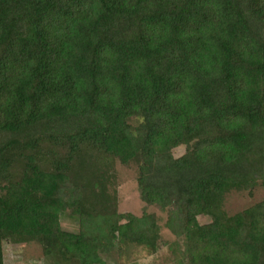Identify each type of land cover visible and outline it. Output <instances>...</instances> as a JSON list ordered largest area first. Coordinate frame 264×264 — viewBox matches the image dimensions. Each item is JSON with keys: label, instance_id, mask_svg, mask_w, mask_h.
Instances as JSON below:
<instances>
[{"label": "trees", "instance_id": "trees-1", "mask_svg": "<svg viewBox=\"0 0 264 264\" xmlns=\"http://www.w3.org/2000/svg\"><path fill=\"white\" fill-rule=\"evenodd\" d=\"M115 161L185 264H264V199L218 217L264 191V0H0V264L3 241L61 264L156 252L155 216L108 192Z\"/></svg>", "mask_w": 264, "mask_h": 264}, {"label": "rangeland", "instance_id": "rangeland-1", "mask_svg": "<svg viewBox=\"0 0 264 264\" xmlns=\"http://www.w3.org/2000/svg\"><path fill=\"white\" fill-rule=\"evenodd\" d=\"M185 146L172 151L174 158L185 154ZM115 179L108 186V192L116 197L117 211L130 213L140 217L143 213L152 214L160 228V248L152 253L142 246L129 243L119 245L111 253L101 255L105 264H185L183 260L184 246L181 239H176L166 228L167 214L155 206L147 207L139 198L136 179L138 166L131 163L121 165L113 163ZM264 199L263 188L258 184L251 195L246 191L231 190L224 198L218 217L235 215ZM214 220L212 215H201L197 218L200 225L209 224ZM61 228L76 233L78 222L67 215L60 218ZM4 264H61L55 257L43 256L40 245L36 242L13 243L3 241L1 244Z\"/></svg>", "mask_w": 264, "mask_h": 264}]
</instances>
